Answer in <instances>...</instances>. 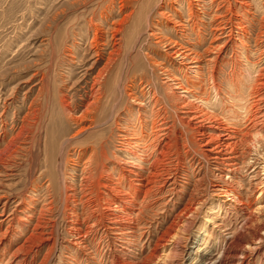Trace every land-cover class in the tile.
Here are the masks:
<instances>
[{
  "label": "rangeland",
  "instance_id": "1",
  "mask_svg": "<svg viewBox=\"0 0 264 264\" xmlns=\"http://www.w3.org/2000/svg\"><path fill=\"white\" fill-rule=\"evenodd\" d=\"M189 2L198 17L189 15ZM231 2L229 17L247 16L256 28L264 24V0H250L246 8L251 12L239 0ZM219 7L211 0H0V158L7 162L0 164V211L6 203L1 230H9L0 244V264L21 259L22 264H204L200 246L212 257L224 249L220 264H234L232 251L244 246L243 262L235 264H264V117L246 142L235 145L236 166L229 165L231 161L218 168L205 153L216 146L213 140L226 138L223 127L227 109H232L234 84L256 76L252 72L249 77L247 66L256 60L253 70L261 66L264 74V43L259 50L249 35L245 40L254 54L237 46V55L231 53V42L220 54L215 78L229 97L221 93L216 98L212 81L203 85L197 78L192 91H185L166 71L186 85L188 76L194 78V63L183 64L169 39L179 42L177 48H194L198 38L191 29L198 21L208 29L194 50L201 55L198 64L205 78L211 75L209 66L216 55L211 45L228 41L210 34ZM181 22L187 26L184 36L177 26ZM117 49L118 55L113 51ZM109 57H114L111 62ZM235 67L240 74L233 72ZM102 70L99 104L89 107L86 115L87 104L95 98L93 83ZM234 76L239 80L229 86ZM210 90L208 103L197 99L207 98L204 92ZM261 108L264 112V102ZM199 109L212 118L195 119ZM139 114L143 127L136 121ZM153 125L162 134L171 133L173 146L166 163L171 175L165 176L162 193L147 198L132 194L127 186L130 177L136 184L144 182L147 171L124 151V137L141 131L146 138ZM21 130L23 136L18 137ZM197 130L213 133L214 138ZM140 146L136 150L145 155ZM133 170L143 175L130 174ZM97 180L119 184L134 196L129 198L134 205L123 204L114 190L99 186ZM223 188L230 195H222ZM124 205L130 208L129 217H141V229L130 237L131 244L116 230L126 228V221L112 228L111 218L125 216ZM77 221L81 234L74 231ZM82 239L87 243L78 244ZM171 249L175 255L164 257Z\"/></svg>",
  "mask_w": 264,
  "mask_h": 264
},
{
  "label": "bare ground",
  "instance_id": "2",
  "mask_svg": "<svg viewBox=\"0 0 264 264\" xmlns=\"http://www.w3.org/2000/svg\"><path fill=\"white\" fill-rule=\"evenodd\" d=\"M199 1H205V0H199ZM211 1L213 3H217V6H220L219 8H221V11H220L221 13L220 14H216L215 16H212L213 19H215V21H217V23H216V27L213 30H210V34L212 35V37L213 36L214 37L215 36H218V37H221V38H224L225 37L226 39H228V41H225L224 43L217 44V45H211V48H213V49L216 50V55H215L214 58L211 59L212 64H211V66H209V68L211 70V75H209V77L205 78L203 66L198 64L200 62V60H198V59H199V57H201V55H199L198 53H196L195 52L196 50H194V48L197 46L198 43L199 44L201 42L203 43V41H204V39H203L204 31L208 29L207 26H204L203 24L198 23V21L193 23V26H192V29H191L192 33L195 36H197V38H198L197 44H194L193 45L194 48L192 47L191 44H189L188 46L185 45V46H182L181 48H177V46L179 45L178 44L179 42L178 41H175V40H170L169 39V44L170 45L171 44L173 45L171 48L175 49V51L173 53L176 54V56L182 57V63L183 64L194 63V64L190 65L191 70H194L193 72L195 73L194 78H191L189 80L188 78L190 76H188V78L185 80V82H187L189 86L186 85L184 83V81H182L179 78V76H177V75L175 76V74L173 75V73H171L170 70H166V69L165 70L168 71L167 74H172L171 77L173 78V80L176 81V84L178 85V87L184 89L185 91H192L190 87H191V85L193 87V83L192 82L193 81H196V78H197V80L200 81L199 83H202L203 85H204V83H205L206 80L212 81L211 83L214 84V87L211 90H214L215 91L214 92L215 93L214 95H216V98L219 97V95L221 93H223L226 97H229L221 89L222 88L221 82L218 79L215 78L216 77V72H217L216 68H217V65H218L217 62H218V59L220 57V54L224 51V49H227V47H228V45H229L230 42H231V45H230V47L228 49L231 50V53L237 55V53H236L237 50H236L235 46H237V48L240 51H242L243 53L244 52H249L250 49H248L249 47H248V44L246 43V40H245V38L249 37V35L254 39L255 45L256 46H259V50H261V47L260 46H262V44L264 43V24L261 23V24H259V27L256 28V25L253 24V22L250 19L248 20L246 18L247 16L245 18H242L241 20H238V19H234L232 17H229V14L228 13H232V11H233V4H232L233 2H231V0H211ZM249 2H250V0H239V3L241 4V7L243 9L246 8V6L247 7H251V5H250ZM199 5H201V3H199ZM246 10L248 12H251L249 10V8H246ZM188 13H189V15H191L193 17H198L197 16V11L196 10L194 11V9H192V2H189L188 3ZM175 22H177V21H173L174 24H175ZM177 26H179L181 28L180 29L181 30V33L180 34H182L183 36L186 35L184 33V31H183L184 30L183 28L187 27L186 24L181 22V23H177ZM235 29H237V31ZM256 30H257V33H256ZM232 39L238 40L239 43L238 42H234V41L232 42ZM113 51H114L115 54H117V53H119L120 50L118 51V49H117L118 52L117 51L115 52V50H113ZM251 53L254 54L253 51ZM256 53H258V52H256ZM260 53H263L264 54V50L262 52H260ZM248 56H249V54H248ZM258 56H259V54H258ZM113 58L114 57H111V58L109 57L108 61L111 62L113 60ZM246 58H247V60H250V58H248V57H246ZM189 60H191L192 62H190ZM109 62H108V64H110ZM257 63L258 62L256 60H255V62L251 61L250 65L247 66V67H251L250 70H248L249 77H250V74L252 72L256 73V76H253V78H251V79L248 78V77H246L248 79H246V81L244 83L242 82V80H240V83L237 82V83L234 84L235 86H233L234 89H235V91H236L235 92V95H231V97H229V102H231L232 109H227L228 112H226V113H229V114L225 115V118H226V121H227V124H226L227 126L225 125V127H223V130L226 131L225 132L226 138H221V139H219L217 141L216 140H213V141H215L214 144L216 146L214 148H210V151H212L211 153H209L208 150H206V152H205L207 157H211L212 156V158L215 161H217L218 168H220V165L221 164H224V165L227 164L228 165V163H231V161L233 162V160H235V157H236V155H235L236 154V148H234V147H236L235 145L237 143H242L244 141L246 142V139L248 138V136L251 135L252 131L257 128L258 124L259 123H263L261 121V119H262V117H264V112L262 111L261 103L264 102V74L261 73V72H263L261 66H257V68L255 70H253L256 67V65H258ZM236 69H237L236 67H235V70L233 69V72L234 73H238V71H236ZM180 70H181L180 73L182 74V72H184L183 68L180 69ZM103 74H104V71L103 70L100 71V73H99L100 76L97 79H95V81L93 83V87H92L91 91H92V95L95 98L94 99L92 98L93 100L87 104L86 115H89L88 113L91 112V109L89 111V107L99 104V101H100L99 99L100 98H99L98 94L102 90V88H101V83H102L101 81H102V79L101 78H102ZM238 74H240V73H238ZM143 75H146V67L143 69ZM184 77H186V74H185ZM236 78H238V77H235L234 76L233 78H230L228 80L229 83L231 81V83L229 84V86L230 85L231 86L233 85L232 82L235 81ZM238 80H239V78H238ZM147 81H150V80H147ZM246 82H248V83H246ZM148 84L150 85V84H152V82H149ZM199 93H201V95H202V92H199ZM204 93H208V95H207L208 97L207 98L201 97V96H197V99H201L202 101L204 100V101H206V103H208L209 97L212 94V91L210 93H209V91L208 92H204ZM153 98L155 99V102L156 103L158 101H160L159 100V97L157 95L154 96ZM234 99H235V101H234ZM237 101H238V103H237ZM223 104L226 105V103H223ZM226 106H228V105H226ZM221 107H224V106H222V104H221ZM240 110H242V112H240ZM196 111L197 112H196V115L194 117L195 119L196 118H202L204 120H207V119L210 120V118H212L211 117L212 115L210 116L206 112L200 114L199 112H202L203 111L201 109L196 110ZM231 113H234V115L231 116L232 115ZM236 116H239V117H236ZM143 119H144L143 118V115H140L139 114V117H138V119L136 121L139 122L140 127H143V125H144L143 124ZM214 120H217V118H215ZM200 121H202V120H200ZM222 121H223V119H222ZM222 121L217 122V123L224 124ZM164 124H165V122H164ZM189 124H190V121H189ZM238 125H241V127H237ZM154 126L155 125H153V127L151 128V132L146 135V138L144 136L145 133L143 134V132H141V131L140 132L137 131L138 133L136 132L137 134H133L134 136H129V137L128 136H125L124 137V138H126V143L124 144V147H125L124 148V151L126 153H129V155H132L133 157H135L136 159L139 160L140 163H137V164L139 165L138 167H142L141 170L147 171V176H146V180H145L146 182L144 181V182H141L139 184H136V181L134 180V178L133 177H130L128 179L129 180L128 181L129 184L127 186L131 190L132 194H142V193H144V196L147 197V198H149V196H151V195L153 197V194L156 193V192L162 193L164 191V189L166 188V179L168 178V177H165V176H170L171 175L170 172H169V169H168V167L166 165V163L169 161L168 159H169L170 148L173 146L172 145V141H171L172 139H170L171 138L170 137V134L171 133L169 132L170 133L169 134L168 131H167V132H164L162 134L160 132V129L161 128L158 130V129H155L156 126L155 127ZM156 128H158V127H156ZM198 132H202L201 133L202 135H204V136L208 135V136H210V138H214V135H215L213 133L206 132V131H198ZM23 133H24V131L21 130L18 133V137L21 136ZM259 133H260L259 130H257L256 135L259 134ZM218 137H220V136H218ZM209 140H211V139H209ZM209 140H208L207 143H211ZM140 145L143 146L142 147L143 148L142 149L143 152L140 153V154H145V155L140 156L139 153H138V151L136 150V148L141 147ZM150 145H152V146L154 145V147L151 148L152 149L151 151H150V148H149ZM129 161H131V160H129ZM0 164L5 165V164H7V162L5 163L4 162V159L1 157L0 158ZM229 165L236 166L237 163H234L233 162V163H231ZM236 169H238V168H235L234 170H236ZM91 174H92V172H91ZM130 174H132V175L135 174L137 176L143 175L142 171L140 172V171H135V170L131 171ZM86 177H89V176H86ZM169 178H171V177H169ZM87 180H89V178H87ZM97 183H98V180H97ZM98 184H99V186L102 185L105 188L106 187H110V189L114 190L115 191L114 192L115 195L117 196V198L119 199V201H121L123 204H129V203L130 204H133L132 203V200L130 201L129 198L134 197V196H131L130 195L131 194L130 192L123 191L122 190L123 188L121 189L119 187V184L118 185L117 184H115V185L108 184L107 185V184H103L101 182H99ZM216 186H220V185H216ZM64 187H65V194H66V196H65V200H66L65 203L67 204V200L69 199V197L67 196V193H66L67 185H65ZM222 192H224V194H222V195H226V196H227V194L230 195V193H228V190H226V189H224ZM99 195H101V194H98V199L102 202V199L103 198L99 197ZM81 201H83V200H81ZM69 204L66 205V206L68 207ZM124 206H126V208L125 209L122 208L121 210L125 214V216H122V214L119 215L118 216V220H116V217L115 216H114V218H111V219H113L111 221L114 224V226L112 228L114 229L116 227L115 225H119V224L124 225V222L126 221L127 222V224H126L127 226H125L126 228H124V226H122L121 228H116V230L120 231L119 234H120V237L121 238H124L125 237L126 239H124V240H126L128 243L131 244L130 239H132V238H130V237H136L137 230L141 227V225H140L141 223H138L139 221H141V220H139L141 217L138 214V217L139 218H136L137 217L136 216L135 217L136 219H134V218L132 219L131 217L128 216V215H130V212H127L128 209H130V208H127V205H124ZM44 207H47V205L44 206ZM188 208H191V207H188ZM44 209H46V208H44ZM5 211H6V203L2 206L1 211H0L1 212L0 213V217H2V218H0V224H1L0 225V244L2 243L3 238L5 237V235L9 231V230H5V231H2L1 230V228L3 226L2 225L3 224L2 223L3 220L5 221L7 219V218L3 219V216H4ZM134 214L136 215V213H134ZM140 214H142V213H140ZM88 215H90V214H88ZM126 215L128 217H126ZM132 215H133V213H132ZM77 218L79 219V216ZM123 220H124V222H121ZM247 220H249V219L244 220L246 222L243 221V223H246V225H247ZM37 223H39V222H37ZM76 225H79V226H76V228H75L74 231H76L77 233H80L81 234V227H80V224H79L78 221L76 222ZM241 227H243V226H241ZM258 232H260V231L257 230V232H254V234L255 235H258ZM205 236H206V234H205ZM207 236H209L210 239H214L212 237V233L211 234L209 233V235L207 234ZM30 238H35V236L34 235H31ZM230 238L232 239V237H230ZM27 241H28V239H27ZM77 242H78V244H81L82 242H85V241H84V239H82V241H77ZM77 242H75V243H77ZM85 243H87V242H85ZM224 244H225V242H224ZM83 245L84 244H82L81 246H83ZM164 245H165V243H164ZM204 245H205L206 248L210 247L207 241L204 242ZM164 247L165 246H163V248ZM235 247H237V246H235ZM21 249L22 248H20L18 251H20ZM199 249H200L199 251H204V254L202 255V257L204 259H206L205 262H204V264H220V262H222V258H225V254H224L225 251H224V249H223V252H221V255H219L218 257H212L211 255H209L208 252L205 251L206 249L204 250V248L202 246H200ZM226 251H229V250H226ZM231 251H229V252H231ZM246 251H247V249L244 248V246H243V248L240 247V248H238L236 250L234 249L232 251L233 255H231L233 257L232 258V262L234 264L237 261H238V263H242L243 262L242 259L245 257L244 254H245ZM175 253L176 252L173 249H171L164 257H168L169 258L170 256H174ZM15 257H17V256H15ZM156 257L158 258L157 255H156ZM170 258H172V257H170ZM23 262H24L23 259H21L16 264H22Z\"/></svg>",
  "mask_w": 264,
  "mask_h": 264
}]
</instances>
